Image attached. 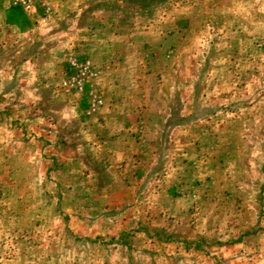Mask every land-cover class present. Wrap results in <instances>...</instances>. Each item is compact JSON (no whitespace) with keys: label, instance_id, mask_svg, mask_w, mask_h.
I'll return each mask as SVG.
<instances>
[{"label":"rangeland","instance_id":"rangeland-1","mask_svg":"<svg viewBox=\"0 0 264 264\" xmlns=\"http://www.w3.org/2000/svg\"><path fill=\"white\" fill-rule=\"evenodd\" d=\"M60 2L77 25L47 47L85 37L95 76L36 69L44 23L11 8L0 264H264V0Z\"/></svg>","mask_w":264,"mask_h":264},{"label":"crops","instance_id":"crops-1","mask_svg":"<svg viewBox=\"0 0 264 264\" xmlns=\"http://www.w3.org/2000/svg\"><path fill=\"white\" fill-rule=\"evenodd\" d=\"M51 2V0H50ZM53 2V3H52ZM52 2L50 3V13L47 16H44L43 11L39 10V12H37V14L35 15H30V14H25L26 19H32L35 18L37 20H40L39 23H44L43 26H45L43 29L41 28L40 30L37 28H34L32 26V23L27 24L28 26H26L25 30H24V39L22 41H20V44H18V50L20 51H28V49L30 48V44L27 40H29V38L33 37L34 33L37 34V41H36V46L35 48L38 49L37 53L40 52V55L35 63V67L36 69H48L51 68V63L53 62V64H58L61 63L62 61H66V59L68 61H71V57H74V55L76 54V52H83V53H88L90 51V46L88 45V40L85 39V37H78V34L74 35V37H72V39L70 40V45L68 46V40L65 42V44H67V46L65 48H50L48 49L47 47V42L49 40L50 37H56V31L58 29V26L61 25L60 23H64L62 24L63 27H65V32L64 34L66 36H71L70 33V29L72 27V31L73 28H75V24L77 25V19H78V11L77 8L74 9L73 12V17L72 14L67 13L66 15H62V3H59V0H52ZM12 7L10 6L9 0H0V37L2 38L0 41V50H5L7 48H9V42H11L10 40V31H11V26L13 27H17V28H21L22 26L18 25L16 23V18H25V16H20L21 14L18 13L16 10L12 11L11 9ZM69 17V18H67ZM20 18V19H21ZM36 20V21H37ZM69 23V24H68ZM69 26V27H68ZM34 31V32H33ZM69 33L67 34L66 33ZM69 31V32H68ZM31 32H33V34H31ZM48 35L47 37L43 36V35ZM33 35V36H32ZM50 36V37H49ZM7 37V39L5 38ZM36 37V35H35ZM9 38V39H8ZM6 39V40H5ZM82 39V40H81ZM87 40V41H86ZM52 46V45H50ZM66 49V50H64ZM66 51V52H64ZM34 61V60H33ZM28 64H30V61H25L24 65L28 66ZM32 65H30V68L34 67ZM36 76L38 78V82L41 81L39 83V85L41 86H45V84L47 85V82L42 79L40 80V74L37 72ZM235 257V258H234ZM234 257L229 256V258H226L225 260L229 262H233L235 263L236 261V256L234 254ZM226 262V261H225ZM244 262V260L242 261Z\"/></svg>","mask_w":264,"mask_h":264},{"label":"built area","instance_id":"built-area-1","mask_svg":"<svg viewBox=\"0 0 264 264\" xmlns=\"http://www.w3.org/2000/svg\"><path fill=\"white\" fill-rule=\"evenodd\" d=\"M10 6L14 9L20 10L26 14L35 15L39 10L43 11L44 16L50 13V0H9ZM70 67L73 71L70 74L64 87L67 92L74 91L76 94H83L86 86L89 84L95 73L93 72L91 65L88 61L77 63L75 60L70 62ZM87 98H89V111L90 114L95 110L96 97L93 92H86Z\"/></svg>","mask_w":264,"mask_h":264},{"label":"trees","instance_id":"trees-1","mask_svg":"<svg viewBox=\"0 0 264 264\" xmlns=\"http://www.w3.org/2000/svg\"><path fill=\"white\" fill-rule=\"evenodd\" d=\"M14 9V8H13Z\"/></svg>","mask_w":264,"mask_h":264}]
</instances>
